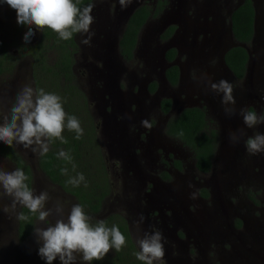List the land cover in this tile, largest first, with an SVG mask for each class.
<instances>
[{
  "label": "flooded vegetation",
  "instance_id": "af4514ba",
  "mask_svg": "<svg viewBox=\"0 0 264 264\" xmlns=\"http://www.w3.org/2000/svg\"><path fill=\"white\" fill-rule=\"evenodd\" d=\"M186 1L185 18L191 23L187 22L185 27L183 22L174 21L173 18L165 24H157L158 19L171 9L172 0H166V4L159 11L157 0H132L124 9H121L119 0H98V3L92 0V12L96 17L91 27L95 33L91 43L85 44L81 52L82 44L75 37L79 46L73 66L76 88L85 98L87 113L91 118L88 114L83 115L88 119L96 136L99 154L104 159V177L109 185L100 210L107 200L109 204L105 208L119 207V211H114L104 220L107 227L114 223L121 224L137 252L140 251L138 238H142L145 232L151 234L153 231H161L166 238L164 257L157 264H246L247 257L243 252L248 256L249 247L253 243L246 223L251 218L256 226L257 221L262 220L264 223V181L257 178L262 177L260 173L255 174L264 172V165L260 164L264 153L250 155L245 148V141L253 137L252 129L244 125L240 115L245 131L239 148V158L231 159L232 155L235 156L236 148L224 149V145L233 141L229 134L228 137L223 134V127L218 119L222 107L212 111L204 104L191 106L202 108L210 127L216 130V143L209 170L200 171L196 166L194 152L167 131L170 119L191 107H182L176 113L171 112V98L158 94V91L176 89L180 73L187 81H193L202 74L214 77L220 73L215 57L209 54L205 61L200 62L189 51V47L183 48L179 41V36L182 39L185 34L188 39H192V30H195L193 38L199 42L206 36L220 40L224 34L221 21L200 30L196 22L204 19L212 21L217 14L210 7H203V0ZM237 1L229 0V3L234 4ZM244 1L241 0V5ZM250 1L252 7L254 3L258 5L260 19L259 4H264V0ZM144 4L151 8L136 34L131 57L128 59L127 54L121 52L119 42L128 20ZM127 11L130 15L124 22ZM202 11L207 14L201 16ZM219 13L220 19L228 26V16L221 7ZM152 19L155 21L150 22ZM258 24H261V19ZM32 27L34 35L26 41L24 36L28 26L18 25L16 11L4 0H0V110L5 115L10 113L16 103V92L19 89L21 92L26 84L36 93L32 52H41L39 47L44 42L42 31ZM258 35L257 32L256 38ZM252 38L253 30L249 43H240L247 53L245 68L248 64H253L252 48L260 50V54L255 55L259 64L262 58L264 62V46L259 47L258 39L253 47ZM113 40L115 49L111 53L109 46ZM170 51L174 53H169ZM79 58L86 61L81 64L85 71V74L79 73L81 78L76 75ZM137 58L142 63L137 62ZM112 59L119 61L121 69L116 73L106 63ZM148 59L152 61L149 62ZM133 62L135 65L132 69L122 66L132 65ZM173 66L178 69L175 85H171L165 75ZM21 67L25 68V73L21 75L23 84L16 86L20 76H16L13 71ZM162 71L163 80L160 81L158 75ZM245 73L246 69L244 75ZM243 78L238 80L233 74L228 81L234 90H242L245 88ZM84 81L91 89L90 92L84 90ZM153 84L155 88L151 89ZM252 96L247 100H239L236 104L238 115L242 107L248 111L255 108L258 115H264V102ZM162 100L170 101L166 112L162 110ZM257 101L259 102L255 103ZM91 103L94 108L92 111L89 107ZM73 115L77 116V113ZM212 119L216 120L218 127L214 126ZM143 121H147L151 127L144 126ZM262 128L264 123L257 125L255 130L261 134ZM237 143L236 141L232 144L236 147ZM254 160L249 173L245 174L243 170L241 175L233 176V172ZM231 164L234 165L232 176L227 173V166ZM71 198L77 203L73 196ZM260 205H263L261 210ZM99 212L95 215L96 218ZM258 233L263 232L257 230L256 234ZM255 262L258 264V260L255 259ZM259 264H264L262 259Z\"/></svg>",
  "mask_w": 264,
  "mask_h": 264
},
{
  "label": "clouds",
  "instance_id": "9594fccd",
  "mask_svg": "<svg viewBox=\"0 0 264 264\" xmlns=\"http://www.w3.org/2000/svg\"><path fill=\"white\" fill-rule=\"evenodd\" d=\"M7 5L17 13V24L28 26L24 39L27 41L34 35L33 27L37 31L49 28L58 33L63 40H70L73 34L83 37L82 43L90 44L95 34L91 25L95 18L91 15L94 3L79 7L73 0H4ZM132 0H119L121 9L130 5ZM254 15V12H253ZM253 30V26H252ZM209 87L217 95L221 96V105L226 114L232 115L236 112V100L233 95V85L226 79L211 82L207 77ZM244 125L253 128L264 123V115H258L245 108L239 109ZM0 141L9 147L22 145L25 149L33 152L37 150L40 154L49 151V142L55 138L66 143L62 133L65 127L76 133V139L83 135V129L75 116H69L62 106L61 97L52 93H45L43 89L34 93L30 87H25L16 98V103L9 114H0ZM144 126L151 127L147 121L142 122ZM243 135V132L240 133ZM233 142L238 140L236 133L229 134ZM246 151L250 155L264 153V134H257L245 141ZM60 158L71 161V156L61 150ZM66 173V169L61 170ZM28 177L22 169L11 172L0 170V187L5 194L12 196L14 202L26 207L30 213L38 214L37 221L47 225L45 227H34V234L39 245L38 255L45 264H53L59 259L60 264H76V254H80L86 264L92 261H101L110 250H121L126 245V237L115 225L106 227L103 221L93 227L90 217L79 204L73 205L67 220L58 218L55 223H49L52 209H46L45 205L49 199L46 192L34 194L25 181ZM82 173L69 182L78 186L84 181ZM57 213L63 212L58 203L55 206ZM22 219H27L22 216ZM143 221V217H141ZM161 231H153L151 234L145 232L142 238L137 239L140 251L137 259L144 264H157L164 257V242Z\"/></svg>",
  "mask_w": 264,
  "mask_h": 264
},
{
  "label": "trees",
  "instance_id": "16d2710c",
  "mask_svg": "<svg viewBox=\"0 0 264 264\" xmlns=\"http://www.w3.org/2000/svg\"><path fill=\"white\" fill-rule=\"evenodd\" d=\"M79 7L88 5L91 0H73ZM166 4V0H157V10L162 9ZM147 4L139 7L126 24L124 33L120 39V50L123 54H127V58L131 57V49L135 44L136 34L146 17L149 14ZM232 33L235 41L238 43L248 44L252 36L253 7L250 0H245L231 16ZM43 42L39 49L41 52L34 51V80L36 93L41 89L45 93L56 94L61 97L64 111L69 116H75L81 119L87 115L86 103L83 93L76 88V76L73 73L75 64V54L79 51V46L75 40L76 33L70 40H63L58 33L49 28L42 31ZM6 53V52H5ZM169 53H174L170 51ZM224 61L233 72L235 78L241 80L245 72V64L247 61L246 50L241 46L232 47L226 54ZM166 78L171 85L177 83L178 69L173 66L166 71ZM155 88V84L151 89ZM73 95V96H71ZM73 99L77 100V106L80 108L73 111ZM162 110L168 111L170 107L169 100H162ZM253 111V110H251ZM206 114L202 108L191 107L184 109L179 115L173 117L169 121L167 131L169 134L187 145L194 152L197 160L196 166L200 171H208L210 167V159L216 143V130L210 127ZM93 140L97 151V164L99 172L95 171V166L84 168L83 161L91 159L90 151L83 148L82 136L76 139V133L65 127L62 133L66 143L59 139L53 138L49 142V151L41 155L38 153L36 159L37 168L53 185L59 187L65 194L73 196L77 200V204L81 205L85 213L90 217V224L95 227L98 221L92 218L99 211L101 202L108 193L109 185L104 175V164L102 157L97 148V141L92 130ZM63 150L71 156V161L60 158L58 153ZM0 156L7 158L14 165V170L19 168L25 172L28 179L25 183L29 189H32L33 172L27 160L15 149L2 143L0 144ZM79 166H82L79 168ZM66 169V173L61 170ZM82 173L84 181L78 186L73 185L69 181L76 178ZM16 239L20 245H24L25 241L30 240L33 226L38 214L30 213L29 210L19 205L16 213ZM26 216L27 219H22ZM107 227L106 222H104ZM115 224V223H114ZM112 224V225H114ZM119 230L126 237V245L119 251L113 249V253L106 255L101 261H92L91 264H144L143 261L137 259V251L121 224H116ZM112 227V226H111ZM110 228V227H109ZM41 259V258H40Z\"/></svg>",
  "mask_w": 264,
  "mask_h": 264
},
{
  "label": "rangeland",
  "instance_id": "374dc122",
  "mask_svg": "<svg viewBox=\"0 0 264 264\" xmlns=\"http://www.w3.org/2000/svg\"><path fill=\"white\" fill-rule=\"evenodd\" d=\"M97 1L98 0H96V2ZM259 5H260V11H261L260 12L261 24H260V27L258 28L259 35H258L257 40L260 39L258 43H259V47L261 48L264 46V33H263L264 28H262V26L264 25V12L262 11V10H264V4L261 2V4H259ZM92 11H93V9H92ZM91 15L94 18L96 17L95 14L93 15V12L91 13ZM153 20L155 21V19H152L150 22H153ZM91 27H92V25H91ZM76 38L82 44L81 45L82 47H80V50L82 52L83 46L85 45L84 43H82L83 37L81 35L77 34ZM251 48L252 47H249V49H251ZM258 54H260V50L252 48L253 64H254V67H256V71H254V73H253V75H254L253 79L252 78L250 79L252 82L249 83V80H248V83H249V86H251L252 90L261 91V89L259 88V86H260L259 84L261 82V77H264V62H263V58H262L260 61V64H259L258 57L255 58V55H258ZM252 58H251V62H252ZM136 61L142 63L139 58H137ZM85 62L86 61H81V58L78 59V64H77V68H76V69H78V71H76V75L79 78H81L79 73L82 72L83 74H85V71L83 70L84 68L81 66V64H83ZM134 65H135V62H133L132 65L122 64V66L124 68H127V69L128 68L132 69L134 67ZM251 65H252V63H251ZM139 67L141 68L142 66L139 65ZM13 73L16 76L17 75L20 76L19 80L15 84L16 86H18L22 83L21 75L25 73V68L21 67V68H18L16 70L14 69ZM82 77H84V76H82ZM79 84L82 85V83H80V82H79ZM79 84H78V86H79ZM26 86H27V84H26ZM83 86L85 87L84 88L85 91L90 92L91 89L89 88L88 84H85V81L83 83ZM18 93H20V89L18 92H16V98H17ZM71 96H73V95H71ZM72 101H73V105L75 106L73 110L74 111L79 110L80 108H78V106H77V100L73 99ZM258 102L259 101L255 102V103H258ZM259 105H261V104L259 103ZM89 107H90L91 111L94 110L92 103L90 104ZM253 112L257 113V109L254 108ZM0 114H3L2 110H0ZM88 116H89V114H88ZM210 117L213 118L212 115ZM89 118H91V117L89 116ZM78 121L80 122V126L83 129V135H82L83 148L86 150H89L90 151L89 154L91 156V159H89L87 161H83V163H84L83 166L86 170H87V168L95 166V171L99 172V167H98V165H96L97 161H98L96 158L97 157V151H96V147L94 144L92 128L90 126V123H89L88 119H86L85 116H83L81 119H78ZM90 121H91V119H90ZM96 121H98V120H96ZM212 121L214 123V126L218 127L216 120L212 119ZM0 123H2V120H0ZM250 129H252L251 133H252L253 137H255L257 134H260V133L256 132L255 127L250 128ZM244 131H242L243 134H244ZM231 132L236 133V129H233L232 127H229V129L225 128V133H231ZM261 134H264V128L261 129ZM241 136H243V135H241ZM226 137H228V135H226ZM95 140H96V136H95ZM2 143L3 142L0 141V144H2ZM226 143L227 142L225 141V144ZM14 147L27 160L28 164L32 168L33 183H32V189L31 190L34 192V194H37V195L40 194L41 192H46L48 194L49 199L45 205V208L46 209H52V214L49 217L48 222L54 224L55 220L58 218H62L64 220H67V216L70 213L72 206L76 205L77 203L71 198L70 195L65 194L63 191H61L59 189V187L50 183V181L37 168L35 158L37 157L39 150H37L36 152H33L30 149L23 148L22 145L15 144V142H14ZM228 147L229 148H235V146H234V144H232V142L224 145V149H228ZM239 148H241V146ZM102 162L104 164L103 157H102ZM254 162H255V160L250 164H245L246 166L238 169L235 172H233L234 168H231L230 169V172H231L230 175L232 176V172H233V176L241 175V172L243 170L245 171V174H246L247 172L250 171V168ZM261 165H262V163H261ZM80 167H82V166H79V168ZM0 170L5 171V172L14 171V165L7 158L0 156ZM258 173H260L262 175V177H260V178L257 177V178L264 181V172L263 171L262 172H256L255 174H258ZM250 177L251 178L253 177L252 173H251ZM207 179H208V177H207ZM110 187H111V185H110ZM112 189L115 192V190H114L115 188L113 187ZM247 189H249V188H247ZM249 191H250V189H249ZM260 192H262V191L260 190ZM192 193H193V191H192ZM263 193H264V191H263ZM258 194H259V192H258ZM58 203L62 206L63 212L57 213L55 211V206ZM108 204H109V201L107 200L103 204V209L100 210L98 217L96 218L95 216L94 217L92 216V218L98 222H100V221L106 222L104 220L105 218L109 217L110 214H112L114 211H119L118 206L116 208H105V207H107ZM19 205H20L19 203L14 202V198L12 196L5 194L3 188L0 187V264H45V261L43 259H40L41 257L38 255L39 245L36 241V237L34 234V227H36V226L45 227L47 225L43 224V222H38L36 219L35 224L33 226L31 236H30V240L25 241L24 245H20L16 239V218H17L16 213L19 210ZM259 207L261 210L263 205H260ZM190 211L192 212L191 209H190ZM113 215H115V214H113ZM254 218H256L258 220L257 217H254ZM248 219H250V217H248ZM251 219L246 224L249 227L250 234L253 237V243L249 247L248 256H247V253L245 251L243 253L247 257V258H245L247 260V264H255L256 263L255 259L258 260V264H259L260 259H262L264 262V237L262 235V234H264V223L262 220L257 221L258 226H256L255 225L256 222L251 221ZM257 230H259L260 232H263V233L256 234ZM112 253H113V250H110L107 255H110ZM53 264H60L59 259L54 260ZM76 264H86V262H84L82 260L80 254H76Z\"/></svg>",
  "mask_w": 264,
  "mask_h": 264
},
{
  "label": "water",
  "instance_id": "95a60500",
  "mask_svg": "<svg viewBox=\"0 0 264 264\" xmlns=\"http://www.w3.org/2000/svg\"><path fill=\"white\" fill-rule=\"evenodd\" d=\"M172 2H173V4L171 3V9L166 11L158 19L157 24L158 25L165 24L173 18L174 21L178 20L180 22H183L184 26L186 27L185 24L187 22L191 23V22L187 21V19L185 18V10H186L187 1L186 0H172ZM241 3H242L241 0H238L234 4H230L229 0H203L202 1L203 7H210L211 9H213V12H216L217 16H214L212 21H208V20L204 19V20H200V21L196 22V24H197L198 28H200V30H201L202 28H209L216 21H221V24L224 28L223 29L224 34L220 40L206 36L203 38V40L201 42H199L193 38V34H194L195 30L191 31L192 36H190V37L192 39H188L189 37L187 34H185L186 35L185 38L183 37L182 39H181V35L179 36V41H180L182 47L185 48V46H188L189 51L191 53H193V56H195V58H197L198 61H200V62L205 61V57L208 56L209 54H211V56L215 57L217 69H219L220 73H219V75H216L214 77L210 76L211 82H218L220 79L228 80L233 76V73L231 72V70L228 68V66L226 65V63L224 61V55H225V52L229 48L242 45V44L237 43V42L235 43L232 31H231L232 25H231V21H230V16H231L232 11L237 9L241 5ZM220 7L225 12V14L228 16V26L224 20L220 19L221 18L220 13H219ZM253 7H254L253 8V12H254L253 18L254 19H253V38H252V41L254 40V42H253V47H254V45H256V41H257L256 34L258 32V28L260 27V24H258V21L260 19L258 17V12H259L258 11V5H256L254 3ZM201 13H202L201 16H204L203 14H207L204 11H202ZM129 15H130V13L128 12V14H126V18L124 19V22L127 21ZM175 17H177V18H175ZM109 47H110L109 52L114 53V49H115L114 40L110 43ZM151 61L152 60L150 59L149 62H151ZM106 63L108 64V68L113 73H116L121 69L120 65H119V61H117V60H113V59L108 60V61H106ZM252 65L250 63L245 68L246 73H245L244 78H243V86L245 88H243L242 90H236L235 89L233 91V95L235 97L236 104L239 102V100H241V101L244 99L247 100L252 95H253L252 97H255L258 99L260 98L264 102V77H261V82L259 84L260 85L259 88L261 89V91L252 90L251 86H249V83L252 82L250 79L251 78L253 79V76H254L253 73H254L255 67H254V64H252ZM207 77H209V75L202 74L201 76H196L193 81H187L185 79V77L182 75V73H180L179 81H178V87L176 89L169 90V91H164V90L158 91V94H159V96L167 95L168 97L171 98V100H172L171 112H174V113L179 111V109H181L182 107L197 106L199 104H202V105L204 104L205 106H207L212 111H215V110L220 109L222 107L221 112H219V114H218V119L220 120V123L223 127V134L224 135L230 134V133H225V128L229 129V127H232L233 129H236V135H238L237 136L238 137V140H237L238 143H237V146L235 147L236 148L235 156L232 155L231 159L239 158L238 157V155L240 153L239 147L241 146V140H242V136H241L240 132L244 131V128H242L243 124L241 121V116H240V114L238 115L237 112H235L232 115H228L224 112L223 106L221 105L222 94L217 95L214 91H212L210 89ZM158 79L160 81L163 80V71L158 75ZM248 80H249V83H248ZM194 96H196V97H194ZM231 133H235V132H231ZM262 165H264V154H263ZM233 166H234L233 164L227 166L228 167L227 173L231 174L230 169L233 168ZM249 172H247V173H249ZM245 262L247 264L246 260H245Z\"/></svg>",
  "mask_w": 264,
  "mask_h": 264
}]
</instances>
